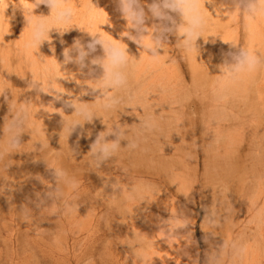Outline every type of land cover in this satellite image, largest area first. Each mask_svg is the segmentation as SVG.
I'll list each match as a JSON object with an SVG mask.
<instances>
[{
	"label": "bare ground",
	"instance_id": "6f19581e",
	"mask_svg": "<svg viewBox=\"0 0 264 264\" xmlns=\"http://www.w3.org/2000/svg\"><path fill=\"white\" fill-rule=\"evenodd\" d=\"M114 1L115 0H103L99 4L98 8L104 5L103 10L107 14L101 15L99 19L101 27L98 29L92 28L95 23L93 16L95 13L90 12L87 16H81L85 15L86 13L84 12H88L87 10L83 11L80 15H73V20L70 23L67 22L63 26L56 27L66 29L75 25L63 35L62 39L65 42L63 45L59 42L60 36L58 32L55 33V31H57L55 27L51 29L49 35L52 38L55 53L58 50L63 51L64 47H70L76 38H81L84 42L90 40L91 37L85 30L94 34L100 33L102 39L120 48L127 47L129 54L132 55L128 67L124 69L128 77V85H132L129 90L133 91L137 89L138 93L141 92L145 94H149L151 91L152 93L150 92L151 94L148 97L152 99L147 98L146 95L145 97L146 100H149L153 105L149 103L147 108L151 109L152 113L155 111L162 112L164 110L168 112L169 109L173 107L167 109L168 106L166 102L163 101L166 97H160L158 95L160 92L164 93L166 90L168 94L170 93L168 89H170L169 82L172 77L169 76V74L172 68L165 66L166 57L163 56V52L160 53L161 56L158 61H153L146 52H142L143 49L141 47L128 40L127 37L121 36V33L127 30V22L117 10V5L115 9L112 7ZM147 2H149V0H147ZM199 2L202 11H204L208 17V22L206 30L203 33L204 38L201 37L197 41V44L200 46L201 55L197 57L195 53L190 55L185 54L180 47L181 61L185 73L183 74V85L179 92L181 102L177 112L179 116L176 118L179 122L177 121L175 125L176 130H179V138L177 141H179L181 146L179 145L180 149L177 147L175 150L178 152L180 151L183 156L194 159V161H192L194 162L192 164L194 174H197L199 171L200 175L204 178L200 187L198 184V190L203 198L205 194H209L210 187H207L210 185H217V189L227 194L226 196L237 194L239 190L246 193L252 192L250 193L252 197L248 200L245 213L251 216L248 224H255V222L260 223L261 227L259 228L262 235L264 234V64L255 72L244 73L240 79L235 82L228 81L220 73L217 65L222 62L221 53L230 50V43L253 51L264 60V15L257 16L255 19H248L244 15H237L238 13L221 11L220 4L225 3V0H216L218 6L215 9L208 5L207 0H199ZM177 20L179 21V17H177ZM150 23L149 21V24ZM31 33L32 31H29L26 34L28 38L25 39V44L30 41ZM204 39H208V42L205 43ZM145 42H148L147 39ZM41 46L48 50V56L43 57L42 60L45 59L44 61H46L48 66L50 64L46 59L52 60V66L55 65L53 69L56 71L54 73L57 77H63L64 75L67 77L69 76V78H74L70 73L75 74V79L71 80L74 85H81L79 81L83 82L85 80L97 79L103 75V70L99 66H94L95 70L91 74H89L88 69H84L83 73H81L78 66L75 64L64 65L60 70L59 65L55 63V58L57 60L60 58L63 60V56L59 54L57 57L55 54V58L52 57L53 52L47 41L43 42ZM20 47L22 46L20 45ZM30 50L32 49L25 50V54H23V50L17 52H22V54L20 53L21 56L19 55L16 60H14L18 63L17 66L13 67L12 64H7V66L2 64L3 66L0 68V80H3V77L8 79L9 81H6V83L12 91V95L10 90L7 92V100H5L3 96H0V145H3L6 141V136H3L5 120L11 118L8 101L13 99V103L15 104L16 102L30 100L34 103L32 107L33 116L25 132L22 133L20 137V142L23 144L20 152L12 153L9 158L6 157L3 161H0V219L8 217L9 220V224L4 225L2 230L6 234L4 237L5 240H10L12 236H15L13 233L16 232L17 242V248L13 251L14 253L10 255L11 257H9V255L5 256V260H3L2 264H13V259L20 256L22 251H26L22 249L20 244L21 239H24V236L21 234L22 230H20L19 227L21 223H23L22 226L26 229L23 230L25 235L26 232L30 231V228L32 230L35 229L31 226L33 224L31 220L36 219L38 222V208L35 207V194L38 193V183L32 179L38 174V145L31 147L30 152L26 149L29 145L26 144L27 142L30 141V145H34L33 142H38V92L35 90H26L28 82L32 78L31 74L38 79V63H27L31 61L36 62L37 60L34 54L30 55ZM231 50L235 51L236 49ZM93 55L103 57L106 54L102 46L98 45L97 51ZM10 66L13 67L14 73L12 76V73H8L10 72ZM42 74V76L47 75L46 72ZM48 77L53 79V83H61V89L54 87L55 85L52 84L53 88L61 91L66 90L67 83L64 82V84L61 80L62 78L56 80L53 74L51 75L50 73ZM45 82L47 81L45 80ZM155 86H160V92L153 93V90H157ZM45 90L47 91V88ZM87 91L91 93L98 92V90L93 91L89 86L87 87ZM123 91L125 93L127 92L126 90ZM46 94L48 93H45V95ZM46 97L48 96L46 95ZM144 105V103H140L139 108L142 109ZM132 111L133 110H130V112ZM135 111L138 110L135 109ZM125 114L127 113L119 112L115 117H122ZM142 115L144 114L142 113L141 116ZM110 117L112 116L110 115ZM132 117V119L128 120V123L136 118L135 115H132ZM111 120L113 121V119ZM152 120H154V118ZM111 124H113V122ZM104 126L106 127V125ZM153 153L146 152L148 158H145L143 155L137 156V154H129L126 157L130 160L129 162L132 166L128 165L129 162L128 164H121L120 158L117 159L118 157L116 156L117 160L112 164H108L107 161V165H104L107 167L103 169H116V172L122 170L127 176L151 178L150 182L141 181V183H139L133 180L131 183V186L135 188L137 186L144 187L146 185H151L155 182L159 185V194L146 192V195L139 199L140 202L145 204L146 207L149 206L147 209H154L160 213H172V209L165 205V194H173L174 189L173 191L171 189L173 186H175L177 192H182L183 189L186 190L187 187L190 192L194 193V185L186 186L183 172L173 167L175 161H172L171 155L164 159L160 157L158 159H153ZM199 158L201 162H199ZM143 159L144 161L141 162ZM114 160L115 159H110V161ZM139 164L143 165V167L139 166ZM121 165L125 167L123 166V168H120ZM127 165L128 167H126ZM66 168L67 167L64 169ZM110 174L100 173L101 177L98 183L101 185L104 179L111 176ZM227 179L229 180V185H227ZM244 179L249 181H243L241 183L240 180ZM161 192L165 194L161 196ZM31 195H34L33 201H31ZM137 197L139 196L137 195ZM210 198V200H212L211 202L215 204V209L220 210V206L224 205V197L219 199L217 194L213 192V196H210ZM26 199L28 200L26 201ZM67 202H69V200ZM230 202L232 204V201ZM55 206L54 204L52 205L53 208ZM12 209H16L17 213H13ZM254 210L256 211L253 212ZM176 212H179L178 207H176ZM145 218L152 223L155 237L158 236V238L156 242H153L154 253L151 255L146 253L148 255L146 257L142 256L140 253L139 256L142 262L139 263L135 259V261H133L134 264H186V249L184 246L187 242V237H183L182 233L181 235L178 234L180 229L175 231L174 234L169 231L166 235L164 224L152 219L150 215L145 216ZM23 219H27V221L24 222ZM240 222L242 223L241 216L236 214L235 217L234 215L232 216L229 225L233 226ZM16 227L17 229L14 230L13 228ZM171 228L175 229L176 227ZM211 231L213 232L211 236L217 248L214 264H224L227 244L222 245V243H218L222 238V230L218 229L217 225H213L211 226ZM231 235L232 233L230 232L228 237L230 238ZM33 243L34 247L30 245L29 247H33L32 249L37 251L38 242ZM64 244L67 245V241H65ZM80 244V240H72L71 242L72 247L79 246V251L83 252L85 257L87 249ZM169 246L172 248V252L170 253L169 250H167ZM56 248L60 250L59 252L62 251L60 246ZM251 254L250 260H245L242 264H264V253L260 254V250L257 251L256 247L255 249L253 247ZM50 257L53 258L55 256L51 255ZM55 263L57 264L58 262ZM235 263L236 260H233L232 253L230 264Z\"/></svg>",
	"mask_w": 264,
	"mask_h": 264
},
{
	"label": "rangeland",
	"instance_id": "374dc122",
	"mask_svg": "<svg viewBox=\"0 0 264 264\" xmlns=\"http://www.w3.org/2000/svg\"><path fill=\"white\" fill-rule=\"evenodd\" d=\"M101 1L103 0H64V5L66 8L72 10L73 15H80L86 10L88 12H84L86 14L81 16H87L90 12L95 13V15H93L95 23L92 28L98 29L101 27L99 23L101 15L107 14L103 10L104 5L97 9ZM150 2L151 0H149V3ZM33 7L34 5L30 0H0V33L10 32L9 35L5 36V41L0 38V68L4 64L6 66L7 64H12L13 67L17 66L18 63L14 60H16L20 53L22 54V52H17L23 50V54H25V39L28 38L26 34L32 31V22L41 18L31 15ZM112 7L114 9L116 8L115 1ZM33 14L45 16L42 18L49 28L63 26L65 24L58 23L56 20V10L54 9L51 13V9L44 4L34 9ZM27 20L29 23H27ZM72 20L73 18L71 21ZM56 32L57 31H55V33ZM176 41L177 37L175 35H170L168 44L164 45V51L159 50L160 53L163 52V56L166 57L165 66L172 68L169 74V76L172 77L169 82L170 89H168L170 93L168 94V92H166L167 90L161 93L159 89L160 86H155L157 90H153V93L160 92L158 96L166 97L163 101L166 102L168 106L167 109L173 107L169 109L168 112L164 110L162 112L155 111L152 113V110L147 108V105L152 103L146 100L145 97L146 95L147 98H151L148 96L152 92L150 91L151 93L145 94L141 92L138 93L137 89L133 91L129 90L132 85H128L126 93L123 91L124 89L116 91L115 94L123 97L124 103L116 110H113L115 113L113 111L104 112L98 107L99 101H95L101 96L99 90L98 92L91 93L87 91L88 85L82 81L81 85H74L71 80L62 78V82L68 84H66V92L72 93V97L80 96L82 102L93 105V110L103 117H94L93 121L91 123L86 122L83 128L77 126L68 137L67 130H63L64 121L71 122L79 119V117L72 115L74 108L66 106L64 103L72 97L63 94L61 100H56L53 95L46 94L48 96L46 97L45 93L38 92V142H33L34 145H30V141L26 143L27 145L29 144L26 147L29 152L31 147L38 145V174L32 179L38 183V193L43 194L49 190L48 187H50V184L53 186L55 185L54 177L48 166L60 167L62 169L67 167L64 170L70 177L75 178L78 182V187L75 190L64 187L63 191L65 197L63 201H57V203H50L39 207L37 210L38 222L36 219L31 220V222L33 221L31 226L35 228L34 230L30 228V231L26 232L24 235L23 230L26 229H24L22 226L23 223H21L19 227L20 230H22L21 234L24 236V239H21L20 244L22 249L26 251H22L20 256L15 257L12 261L13 264H56L55 262H58L57 264H85L90 258L95 261V264H134L133 261H135V259L140 263L142 262L139 256L140 253L144 257L148 256L147 254L151 255L154 253L153 242H156L158 238V236L155 237L152 223L145 218L147 215L171 227H177V225L187 223L188 227L186 229H180L178 232L180 235L182 233L183 237H187V242L184 246L186 249V264H214L217 248L211 236L213 233L211 231V226L213 225H217L218 229L222 230V238L218 243H222V245L227 244L224 264H230L232 253L233 260H236L235 264H242L245 260H250L253 247L254 249L256 247L257 251L260 250V254L264 253V234L261 235L259 228L261 225L258 222H255V224H248L251 216L245 213L247 209L246 205L248 204V200L252 197V194H250L252 192L246 193L239 190L237 194L226 196L227 194L217 189V185H210L207 187H210V195L205 194L203 198L198 190V184L200 187L204 178L200 175L199 171L197 174H194L192 165L194 159L183 156L180 151L178 152L175 150L180 145L179 141H177L179 138V130H176L175 125L178 121L176 118L179 116L177 112L181 102L179 92L183 85V74L185 73L181 61V48ZM20 45L22 47H20ZM62 52L63 51L58 50L55 54L58 57L59 54L62 55ZM29 53L37 57L36 62L31 61L27 63H38V79L47 81L49 73L51 75L53 74L54 78L57 77L54 73L56 71L53 69L56 61L53 64L54 66H52L51 59V61L46 59L51 66H48L46 63L48 66L47 75L42 76V73L45 72V65L42 63V59L48 56L47 49L40 46L39 50L32 49ZM57 61L59 63L63 62L61 58ZM13 67L10 66L11 76L14 73ZM63 77L69 78V76L67 77L64 75ZM53 84L55 85L54 87L60 89L62 87L61 83L54 82ZM79 86L81 88L83 87L82 90ZM46 88L47 82H45V89ZM81 92H86L87 94L80 95ZM140 103H144L146 106H142L141 109L139 108ZM135 109L138 111H135ZM130 110L133 111L130 112ZM139 111L144 115L141 116ZM119 112L127 114L116 118L115 116L118 115ZM110 115L113 118L110 117ZM132 115H135L136 118L128 123V120L133 118ZM151 118H154L153 121L155 123L157 122L155 130L151 132L143 130L140 122ZM111 119H113V121ZM112 122L113 124H111ZM105 124L109 128L113 126L114 129L116 127L115 125H121L127 130V139L135 140L139 143L138 148L130 150L126 147L128 143L127 140H121V148L113 158H110L115 160H108V164L114 163L119 158L121 164H128L130 160H128L126 156L129 154H137V156L143 155L145 158H148L146 152H154L152 155L153 159H158L159 157L164 159L171 155L172 161H175L173 167L183 172L186 186L194 185V193L190 192L187 187L186 190L183 189L182 192H177L175 186L172 185V191L174 189L173 194L160 193L161 196L165 194V205L172 209V213H160L154 209H147L149 206L146 207L139 199L144 197L146 192H160L159 185L156 182L151 185H146L144 187L137 186L135 188L131 186L133 180L141 183V181L150 182L151 178L127 176L122 170L116 172L115 168V170H110V168L104 170L103 168L107 167L104 166L107 165L106 162L103 163L100 168H97L94 164V160L89 153L90 146L100 132L106 131L107 126L105 127ZM82 132H84L85 135H81ZM88 132L91 133L90 136L86 134ZM106 139L115 140L116 136L109 135ZM178 149H180V147ZM71 150L76 153L75 157H73ZM116 156L118 157L117 159ZM143 161L144 159L141 162ZM199 162H201L200 158ZM128 165L132 166L130 162ZM128 165L126 167H128ZM123 166L121 165L120 168H123ZM139 166L143 167V165L140 164ZM100 173H105L107 175L111 173V176L104 179L101 185L98 183L101 177ZM37 177H40V179L37 180ZM243 181L247 182L249 180H240L241 183ZM227 185H229L228 179ZM213 192L217 194L219 199L224 197V205L220 204V210L215 209V204L210 200V196H213ZM137 195L139 197H137ZM33 197L34 195H31V201H33ZM28 199H26V201ZM68 200L72 205L70 209H66L64 206V201ZM230 201H232V204ZM53 204L56 205V208L52 207ZM176 207L179 208L180 213L176 212ZM12 210L13 213H17L16 209ZM255 211L256 210L253 212ZM236 214L241 216L242 223L240 222V225H229L232 216L234 215L235 217ZM23 221L26 222L27 219H23ZM6 224H9L8 217L0 219V264L5 260V256L9 255V257H11L10 255H12L14 253L13 251L17 248L16 232L13 233L15 236H12L10 240L4 239L6 234L3 232L2 227ZM13 229L15 230L17 227ZM230 232L232 235L229 238L228 234H230ZM35 234L38 235L36 236ZM72 240H80V245H83L87 249L85 257L83 252L79 251V246L72 247ZM65 241H67V245L64 244ZM33 242H38L37 251L32 249L34 247ZM29 245L33 247L31 248ZM57 246L62 248L61 252L57 250ZM240 249H243V251H239ZM167 250H169V253L172 252L170 246ZM51 255L55 256L53 257L54 259L50 257Z\"/></svg>",
	"mask_w": 264,
	"mask_h": 264
},
{
	"label": "clouds",
	"instance_id": "9594fccd",
	"mask_svg": "<svg viewBox=\"0 0 264 264\" xmlns=\"http://www.w3.org/2000/svg\"><path fill=\"white\" fill-rule=\"evenodd\" d=\"M30 2L34 5L31 11V15L34 17H45L33 14L34 9L44 4L51 9V13L54 9L56 10V20L58 23H67L72 19V10L64 7V0H30ZM207 2L211 8L215 9L218 6L216 0H207ZM115 3L122 18L127 22V30L122 32L121 36L127 37L128 40L141 47L143 49L142 52H146L153 61L159 60L161 56L159 50L164 51V45L168 44L170 35H175L177 37L178 46L182 48L185 54L190 55L195 53L197 57L201 55L200 46L197 44V41L201 37L204 38L203 33L207 27L208 17L206 13L202 11L199 0H151L150 3L147 2V0H115ZM220 6L221 11L228 13L237 12L248 19H255L257 16L264 15V0H230V2L229 0H225V3H221ZM177 17H179V21ZM149 21L151 22L150 24ZM27 23H29L28 20ZM73 26L66 29L55 27L60 36L59 42L61 45L65 43L62 39L63 35L72 29ZM53 28L54 27L49 28L43 19H37L32 22L31 39L25 44V49L39 50L41 44L47 41L53 52L52 57L55 58V47L49 35L50 30ZM85 31L91 37L90 40L84 42L81 38L74 39L70 47L63 48V62L59 63L56 58L55 60L60 70L64 65L75 64L78 66L81 73H83L84 69H88L89 74H91L95 70L94 66L101 67L103 75L100 78L85 80L83 83L87 84L93 91L100 90L101 96L95 101H99L98 107L102 111L111 112L124 103L123 97L115 93L118 90H127L128 88V77L124 69L128 67L132 55L129 54L127 47L120 48L102 39L100 33L94 34L90 31ZM9 34L10 32L0 33V38L5 41V36ZM146 39L148 41L147 43L145 42ZM207 42L208 39L205 40V43ZM98 45L102 46L106 54L105 56L100 57L93 55L97 51ZM231 49L236 50L232 51ZM221 57L222 62L217 65V67L220 73L230 82L239 80L244 73L255 72L264 64V60L255 52L231 43L230 50L222 52ZM42 63L45 64V72L47 73L46 61L42 60ZM70 74H72L74 78L56 77L55 79L58 80L63 78L74 80L75 74ZM31 77V80L28 82L27 91L35 90L37 92L48 93L53 95L56 100H61L63 94L72 97V93L70 94V92L59 91L53 88V79L51 77L47 78V91L45 90L44 79H37L32 74ZM6 81L9 80L4 77L3 80H0V96H3L5 100L8 99L7 92L9 90L11 91ZM79 83H81V81H79ZM85 94L87 93H80V95ZM8 102L11 118L5 120L3 126V136H6V141L3 145H0V161H3L6 157L9 158L12 153L20 152L23 145L20 142L21 134L25 132L33 116L32 107L34 103L30 100L16 102L14 104L13 99H11ZM64 103L66 106L74 108L72 115L79 117V119L71 122L64 121L63 130H67L68 137L77 126L83 128V125L86 122L91 123L94 117H102L93 110V105L82 102L80 96L72 97ZM140 123L142 129L148 132L156 128L155 122L151 119H146ZM115 126V129L113 126L111 128L107 126L106 131L100 132L90 146L89 153L97 168H100L103 163L115 156L121 148V140H127L128 143L126 147L130 150L139 147L138 141L127 139V130L125 128L121 125ZM86 134L88 136L91 135L90 132ZM81 135H85V133L82 132ZM109 135H115L116 139L107 140L106 138ZM71 153L73 157H75L76 153L73 150H71ZM48 167L54 177L55 185L53 186L50 184V187H48L49 190L43 194H35V207L37 208L57 201H63L64 187L73 190L78 187V182L75 178L70 177L64 169L60 167ZM37 179H40V177H37ZM64 206L66 209L72 207L67 201H64ZM164 227L167 235L169 231L174 234V232L179 229H186L188 225L187 223H183L177 225L175 229L171 228L170 225H165ZM239 251H243V249ZM85 264H95V261L90 258Z\"/></svg>",
	"mask_w": 264,
	"mask_h": 264
}]
</instances>
